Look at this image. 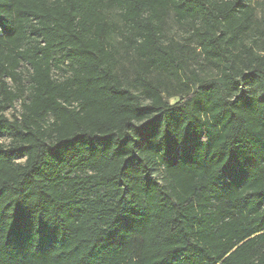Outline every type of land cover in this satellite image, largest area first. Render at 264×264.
<instances>
[{"label": "trees", "instance_id": "16d2710c", "mask_svg": "<svg viewBox=\"0 0 264 264\" xmlns=\"http://www.w3.org/2000/svg\"><path fill=\"white\" fill-rule=\"evenodd\" d=\"M252 1L0 0V264H264ZM113 8L135 84L117 72ZM170 11L186 43L163 41ZM195 53L216 75L192 72L193 89L178 69Z\"/></svg>", "mask_w": 264, "mask_h": 264}, {"label": "rangeland", "instance_id": "374dc122", "mask_svg": "<svg viewBox=\"0 0 264 264\" xmlns=\"http://www.w3.org/2000/svg\"><path fill=\"white\" fill-rule=\"evenodd\" d=\"M252 6L254 7V18H253V26L252 29L248 32L246 37L244 38V41L247 44H251L252 41L258 40L259 44H264V0H253ZM121 11L118 8L113 9H106L103 11V19L106 20L108 23L112 25L113 32L111 33L109 37V42L112 46V48L116 51L118 54V74L124 79L125 83L127 85L135 84V72L133 69V63L136 59V55L133 52V50L130 49L128 46L126 40L123 36L124 31V24L121 20ZM191 32V23H178L175 20L174 13L172 11L169 12L167 18L164 22L163 27V33L162 38L163 41L166 44H170L174 41L180 42V43H186L185 39L188 37V35ZM186 64L185 69L181 70L178 69V75L179 79L181 78L183 81L190 84V86L195 89L197 84V80L193 76L192 72H196L201 78L204 79H210L213 76L216 75V70L214 67H212L209 63H207L203 56L199 55L198 53H195L193 55H190L186 57ZM63 69L67 68L64 66ZM68 74L69 71L67 70ZM54 77L56 79L61 80L63 78V72L59 71L57 69L53 72ZM157 76V75H155ZM187 76L192 78V81H189L187 79ZM164 78L168 83L167 89L168 93H172L178 90L179 88V79L178 77H175L173 74H164L162 77ZM195 83V84H194ZM137 91V90H136ZM181 99V97L176 96L172 97L170 99L171 103H176ZM20 112H21V101L17 100L16 103L5 110V114L8 118L14 119V118H20ZM49 121H52L51 118L48 119ZM10 140L9 135H7L5 138L2 139L4 143H8ZM25 161V158H18L16 162L23 163ZM163 171L162 168H159L154 171L153 176L159 180L161 184H165L166 182L163 179Z\"/></svg>", "mask_w": 264, "mask_h": 264}]
</instances>
